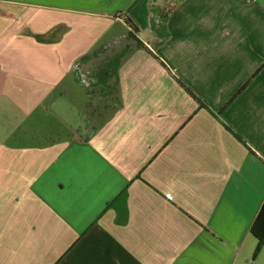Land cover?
<instances>
[{"label": "crops", "instance_id": "0c3cea01", "mask_svg": "<svg viewBox=\"0 0 264 264\" xmlns=\"http://www.w3.org/2000/svg\"><path fill=\"white\" fill-rule=\"evenodd\" d=\"M159 1L0 0V264H264V0Z\"/></svg>", "mask_w": 264, "mask_h": 264}, {"label": "trees", "instance_id": "16d2710c", "mask_svg": "<svg viewBox=\"0 0 264 264\" xmlns=\"http://www.w3.org/2000/svg\"><path fill=\"white\" fill-rule=\"evenodd\" d=\"M156 0H154L155 2ZM152 3L151 5V28L153 32L160 37L161 43L164 42L167 38L170 37V33L167 29V23L170 18V14H172L173 10L177 6V0H160V4H155ZM162 5V6H161ZM127 24L130 26L132 29L130 32V36H135V33L138 32V28L134 24L131 18H126L125 19ZM138 42V45L143 46L141 41L136 39ZM160 45L157 44L156 47ZM257 74V73H256ZM255 74V75H256ZM254 75V76H255ZM177 82L181 85V87L185 90L187 94H189L193 99H195L201 107H206L205 103L199 99L195 93L193 92V89L189 87L186 83L182 82L181 80H177ZM246 86L242 89L244 90ZM240 90L239 93L242 91ZM230 130V129H229ZM231 131V130H230ZM235 137L239 139L237 134H235ZM250 232L254 239L257 242V248L256 250H260V248L264 247V201L258 211V214L251 226Z\"/></svg>", "mask_w": 264, "mask_h": 264}, {"label": "built area", "instance_id": "2783aa9c", "mask_svg": "<svg viewBox=\"0 0 264 264\" xmlns=\"http://www.w3.org/2000/svg\"><path fill=\"white\" fill-rule=\"evenodd\" d=\"M78 68V65H75V69H77ZM81 76H83V75H81Z\"/></svg>", "mask_w": 264, "mask_h": 264}, {"label": "rangeland", "instance_id": "374dc122", "mask_svg": "<svg viewBox=\"0 0 264 264\" xmlns=\"http://www.w3.org/2000/svg\"><path fill=\"white\" fill-rule=\"evenodd\" d=\"M160 4V3H159ZM170 16H171V14H170Z\"/></svg>", "mask_w": 264, "mask_h": 264}]
</instances>
